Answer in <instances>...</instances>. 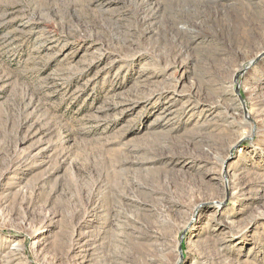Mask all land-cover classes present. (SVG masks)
<instances>
[{"label": "rangeland", "instance_id": "374dc122", "mask_svg": "<svg viewBox=\"0 0 264 264\" xmlns=\"http://www.w3.org/2000/svg\"><path fill=\"white\" fill-rule=\"evenodd\" d=\"M0 264H264V0H0Z\"/></svg>", "mask_w": 264, "mask_h": 264}]
</instances>
